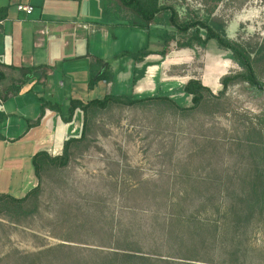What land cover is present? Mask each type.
Instances as JSON below:
<instances>
[{
	"label": "rangeland",
	"instance_id": "374dc122",
	"mask_svg": "<svg viewBox=\"0 0 264 264\" xmlns=\"http://www.w3.org/2000/svg\"><path fill=\"white\" fill-rule=\"evenodd\" d=\"M161 3L174 6L182 19L190 14L223 24L232 40L252 45L264 42V0H161ZM106 20L122 23L113 18ZM162 30L153 27L151 34L145 35L150 51H162L158 37ZM150 57L158 62V70H147L144 77L147 82L154 78L156 84L150 93L145 91L148 86H144V93L142 86L133 85L137 96H141L138 98L168 96L182 107L191 105V97L183 92L188 80L199 79L218 93L222 90L221 78L241 69L231 54L214 42L204 49L184 50L174 43L167 56ZM115 92H119L118 87L100 84L88 100L118 95ZM222 101L227 112L214 117L201 114L181 120L170 113L129 109L99 115L92 125L87 147L75 155L63 172L44 177L39 214L16 224L0 218V264H77L78 255L58 246L91 247L100 243L101 229L108 228L111 216L123 224L132 215L138 221H149L145 211H154L155 207L144 198L165 192L175 195L181 189L179 174L188 164L199 166L211 160L228 171L211 176L214 179L249 166L250 161L238 162L241 159L236 158L237 150L231 142L241 137L250 124L264 133V92L246 84L235 85L227 90ZM67 131L70 132L65 130V135ZM35 146L32 143L25 150ZM193 174L206 176L200 171ZM17 182L22 184V180ZM8 186L4 178L0 188L7 190ZM222 215L223 209L217 214L214 208H208L199 217L211 223L218 220L225 230ZM229 237L224 235L215 251L203 248L198 254L182 255L201 261L211 254L219 261L264 264V220L255 221L242 241H228Z\"/></svg>",
	"mask_w": 264,
	"mask_h": 264
},
{
	"label": "trees",
	"instance_id": "16d2710c",
	"mask_svg": "<svg viewBox=\"0 0 264 264\" xmlns=\"http://www.w3.org/2000/svg\"><path fill=\"white\" fill-rule=\"evenodd\" d=\"M56 1V0H55ZM82 1V0H78ZM103 17L122 21L115 26L151 34L153 27L163 30L158 35L161 41V52L155 53L148 46L136 52H122L114 60L127 57L134 63H143L151 55L162 57L170 53L172 44L178 49L206 48L214 42L216 46L231 54L240 71L221 78L222 90L218 93L205 86L199 79L188 80L183 92L191 97V105L180 106L168 96H152L134 98L125 95L106 94L102 99L83 101L71 99L65 123L72 121L75 113L82 114V130L78 138H70L63 144L60 156H51L45 151L37 152L31 160L38 184L25 196L17 198L8 194H0V218L8 219L12 224L19 223L37 216L40 212V202L43 193V179L56 175L68 168L72 159L90 143L89 136L92 125L99 115L115 110H141L157 112L160 115L170 113L183 119H193L197 115L217 116L227 110L224 102L227 90L231 86L246 84L251 88L264 92V42L255 45L247 41L228 38L223 24L214 20H202L199 16L190 14L182 19L177 9L172 5H163L161 0H103ZM6 9H0V20ZM105 62L97 57H91L89 89L99 82H111L113 73L109 66L100 74ZM0 82L5 78L1 71ZM34 68H19L21 78L9 89L0 92V102L20 93L21 86L31 78L38 76ZM62 106L43 101L41 115L38 120L28 122L29 129L39 126L47 110L61 113ZM0 114V122L4 120ZM0 134V141H5ZM238 161L249 166L232 174L220 169L211 160L198 165L188 164L179 177L180 191L175 195L165 193L146 196L145 202L154 205V211H145L149 221H138L135 215L127 224L118 222L111 216L108 228L101 229L100 243L91 247L58 246L60 250L78 255L77 264H238L232 261H219L211 254L207 259L199 261L182 254H198L199 250L209 248L215 251L224 235L230 236L228 241H242L250 226L257 220H264V133L254 124H250L231 142ZM231 152V151H230ZM204 155V154H202ZM224 168V167H221ZM192 170V172H191ZM205 172L206 176H198L193 172ZM209 174V175H208ZM243 174H246L244 176ZM178 179V178H177ZM178 181V180H177ZM176 181V182H177ZM188 189H185L187 188ZM183 190V191H182ZM214 192L209 193V191ZM214 208L219 214L223 209L222 221L204 219L199 214ZM131 213H134L133 211ZM148 241H153L149 243ZM197 246L199 247L197 248Z\"/></svg>",
	"mask_w": 264,
	"mask_h": 264
},
{
	"label": "crops",
	"instance_id": "0c3cea01",
	"mask_svg": "<svg viewBox=\"0 0 264 264\" xmlns=\"http://www.w3.org/2000/svg\"><path fill=\"white\" fill-rule=\"evenodd\" d=\"M18 5L32 6L34 11L26 15L17 11ZM103 8V0H0V9H6L0 20V62L5 75L0 92L21 78L19 68H34L38 73L21 86L19 94L0 102V114L5 117L0 134L6 139L0 141V187L4 178L9 184L7 190L0 188V194L25 196L38 184L32 157L40 151L60 156L64 142L80 136V111L71 122L63 120L69 116L71 99L89 101V94L100 84L116 86L119 92L115 93L133 94L134 98L141 97L135 85L142 86V92L144 86H148L145 91L153 92L156 81L147 82L144 76L147 70H158L156 59L150 57L139 64L127 57L113 59L122 52L147 47L146 34L115 26L103 17ZM91 57L105 62L100 74L109 66L114 76L112 82H99L92 90ZM43 101L60 104L61 113L47 110L39 126L29 129L28 122L40 117ZM65 130L70 132L65 135ZM71 134L75 136L69 137ZM32 143L35 148L25 150ZM20 180L22 184L17 182Z\"/></svg>",
	"mask_w": 264,
	"mask_h": 264
},
{
	"label": "built area",
	"instance_id": "2783aa9c",
	"mask_svg": "<svg viewBox=\"0 0 264 264\" xmlns=\"http://www.w3.org/2000/svg\"><path fill=\"white\" fill-rule=\"evenodd\" d=\"M17 11L23 12L26 15H31L34 11V8L32 6H29V5H18Z\"/></svg>",
	"mask_w": 264,
	"mask_h": 264
}]
</instances>
